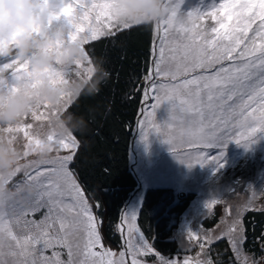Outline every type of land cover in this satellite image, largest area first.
Instances as JSON below:
<instances>
[{
  "label": "snow or ice",
  "instance_id": "obj_1",
  "mask_svg": "<svg viewBox=\"0 0 264 264\" xmlns=\"http://www.w3.org/2000/svg\"><path fill=\"white\" fill-rule=\"evenodd\" d=\"M61 2L63 7L58 13L50 14L49 24L60 16L67 18L71 27L68 42L79 41L83 52L82 58L73 63L76 66L88 59V53L82 47L84 44L99 39L100 35H113L112 27H116L117 31L133 27L117 23L115 10L120 0H103L101 3L93 0L90 4L84 0H74L75 8L73 2ZM183 2L172 0L168 18L156 23L153 29L158 46L153 45L154 59L150 75L144 77L148 83L143 89V98L145 101L152 99L155 103L150 105L152 111L144 110L146 116L141 127L154 129L162 135L177 159L189 167L195 163L210 162L223 167V152L213 156L207 149L220 148L230 141L239 144L244 140L247 143L253 141L257 133L264 132V0H224L207 14L196 11L187 14L189 20L201 19L204 15L215 19L220 28H212L214 38L197 31L194 20L191 27H185V19L178 15ZM43 4L46 7L48 0H43ZM92 12L96 13L95 25L90 20ZM221 12L224 19L234 20V25L226 24L220 16ZM105 17L107 20L101 26L100 22ZM256 20H259V24L253 36L248 37L247 33ZM79 33L85 35L78 39ZM64 43L57 41L52 50L59 52ZM88 62L92 63L90 59ZM30 65V61L21 62L18 58L0 62V73L13 69L9 81L0 79V88L16 91L18 81H36L40 76L47 77L56 85L68 83L63 72L51 68L31 67L28 70ZM22 69L23 74H18ZM95 70L89 67L88 76L83 77L82 81L86 83L90 80ZM105 76L107 73L102 72L101 78ZM32 86H35V82ZM96 91L95 85L88 90L89 93ZM79 95L80 91L64 93L63 110L67 109L73 96ZM165 101L172 102L171 120L161 126L155 123V113ZM41 106L48 109L47 116L58 117L60 110L43 103L38 104L32 112L34 120L41 118L42 114L38 111ZM78 123L85 126L83 120ZM20 125L3 131H23L27 140L22 151L23 158L46 143L58 144L59 147L55 156L21 164L8 176L0 175V184H9L13 177L23 172L27 182L17 183L14 187L21 189L24 185L34 184L39 188L35 200L24 206L12 204L10 209L9 205L14 200L9 202L0 197V201L6 204V208L0 210V264H127L124 252L119 253L117 259V254L103 244L100 232L102 221L93 213V206L77 182L74 170L69 167L73 163L74 150L79 147L75 136L70 131L58 135L53 129L44 138H34L37 135L27 130L32 128L31 124L23 128ZM147 135L145 132V139ZM61 149L73 151L61 156ZM66 197H70L72 202H66ZM217 202H209L208 208ZM95 206L101 207L99 203ZM42 208L47 211L40 220L28 219L29 215L34 216ZM137 215L133 213L122 217L118 230L123 234V225L128 224L129 237L134 231L139 233V229L131 223ZM223 235L227 236L238 264H257L243 250L245 236L238 218L232 220ZM188 236L192 239L194 233L189 232ZM139 240V245L131 240L127 242L133 256L131 264H141L136 259L137 255L153 252L160 257L159 264H177L175 260L161 256L143 233H139ZM57 246L67 249V261L61 260V254L57 251H53L51 257L44 254L47 249ZM97 248L101 251H96ZM183 264H189L188 260L185 259ZM206 264H212V261L207 260Z\"/></svg>",
  "mask_w": 264,
  "mask_h": 264
},
{
  "label": "rangeland",
  "instance_id": "obj_2",
  "mask_svg": "<svg viewBox=\"0 0 264 264\" xmlns=\"http://www.w3.org/2000/svg\"><path fill=\"white\" fill-rule=\"evenodd\" d=\"M66 2H73L75 8L74 0H66ZM84 2L86 4H90L93 0H84ZM95 2L101 3L103 0H95ZM223 2L224 0H184L180 7V11H186L187 13L193 11L203 13L213 10ZM180 11L178 15L185 19V27H191L194 20L197 31H202L210 37H215V34L212 33V28H220V25L216 20L213 21V18L208 20V15H206V17H204V20L206 19L204 21L205 24H203L201 19L193 18V20H189L187 18V14L181 13ZM95 16L96 13L92 12L90 20L93 25L96 24ZM220 16L224 19L223 12H221ZM106 20V17L102 18L100 22L101 26L104 22H106ZM211 20L213 22H211ZM224 22L229 26H232L235 21H228L227 19H224ZM85 29L87 31V25H85ZM110 30L113 33L117 31L116 27H112ZM83 35H85V33H79L78 39ZM101 36L104 35H100V37ZM90 42L91 41L82 46L84 51L88 53V59H85L80 66L72 64L67 68H63L59 65H53L49 68L57 72L65 73L64 79L67 80V84H70L72 81H82L83 77L88 76L87 69L89 67L96 69L93 62L91 64L88 62L89 59L92 61L88 49ZM155 43L158 46V38L156 35ZM257 43H259V41H257ZM5 61L7 60L0 59V62ZM225 64H227V62H225ZM28 70H31V65ZM12 71L13 69H9L0 73V76H2L5 81H9ZM96 73L97 69L92 73L91 79L84 84L86 85L90 81L95 82L99 77H101L100 74L96 75ZM18 74H23V69L21 70V73ZM147 83L148 81H144L143 89ZM149 95L151 96L152 93H149ZM75 97L76 96L72 97L71 103ZM71 103L63 113L59 112L57 115L62 117L63 115L70 114L69 107ZM154 103L155 101L152 99L145 101L142 96V104L138 117L139 124L135 125V131L131 140L130 154L131 168L133 169V172L136 173L139 184L129 199L126 208L122 211V217L126 215L131 216L133 213L138 214V206L141 202L143 191H147L149 186L170 185L175 189V191L192 193L194 197L190 198L189 206L183 214L174 220L175 225L171 238L178 240L177 247L175 246L174 250L172 249L164 252L154 246L155 250L158 251L161 256L175 260L177 264H183L185 259L188 260L189 264H206L207 260H211L212 264H218L212 254H214V257H217V261L222 258L223 254L226 257L228 264H238L235 254L232 251L231 244L229 243V248L227 247L229 241L227 236L223 235V231L227 229L233 219L238 218L242 224L243 215L247 210L264 208V132L257 133V135L253 138V141L247 143H244V140H242L239 144L235 141H230L225 146L220 148L207 149L206 151L213 156L223 152V167H218L214 162L205 164L195 163L189 167L187 163L181 162L177 159L171 151V146L164 142V137L162 135L158 134L154 129L141 127V122L144 121L146 116V112H144V110L147 109V111H152L150 105ZM171 109L172 102H163L161 106L156 109L155 123L163 126L170 122ZM38 111L42 114L39 120H34L32 115H30L25 118V122L21 124L20 127L23 128L24 125L31 124L32 128L27 129L30 134H34L35 130L40 126H44L48 132H51L53 129L48 128V124L55 116H47L48 109L44 106H41ZM15 127L16 126L13 128L15 129ZM70 132L73 136H75L71 130ZM145 132L148 133L146 139ZM0 135H3L8 139L15 137L14 140L17 142L18 148L21 151L24 150L27 140L24 137L23 131H13L12 133H7L0 130ZM237 135H239V133ZM34 138L42 137L34 136ZM76 140L79 143L77 138ZM77 149L78 148L74 151L76 152ZM72 151V149H61L59 155H68L71 154ZM56 154L57 153H54L52 156H55ZM39 159L40 158L34 152H31L29 156L22 160L21 164L23 165ZM29 171L32 172V169H29ZM26 182L27 178L23 175V172H21L12 178L9 182V187L15 188V184H25ZM38 192L39 188H37V191L32 194L27 192L22 193L21 197L10 203L9 208L11 209L12 204L24 206L25 204L34 201ZM85 197H87V195H85ZM213 200H217L218 202L211 208H208L207 205ZM66 202L71 203V198L66 197ZM89 203L93 206V213L101 220L93 203L90 200ZM217 205H219L217 214L218 222L214 225L208 226L204 220L205 218L212 217L216 213L214 212V209L216 210ZM46 211V208H42L34 216L29 215L28 219L40 220L43 213ZM122 217L120 220L121 223ZM131 223L134 228L139 229V233H142L138 226L137 218ZM101 225L100 232L102 242L105 247L115 252L117 254L115 258L117 259L119 258V253L124 252L127 264H131L133 256L127 242L131 240L133 244L139 245L141 243L139 240V233L134 231L132 236L129 237L127 232L129 225L124 224L122 244L120 247H116L102 236ZM17 231H19V229H17ZM189 232L194 233V237L192 239H189ZM144 238L149 241V239L145 236ZM221 239H223V244H226V246L223 244L220 247L215 245ZM149 243L152 244L151 241H149ZM201 245H203V247H201ZM53 251H57L61 254V260H68L67 249L60 246H57L55 249H47L44 254L51 257ZM96 251H101V249L97 248ZM218 251H220L221 254H219ZM246 253L252 259H258L251 253ZM136 259L140 261L141 264H159L160 261V257L156 256L154 252L149 253L148 255H137ZM219 263L223 264L221 261H219Z\"/></svg>",
  "mask_w": 264,
  "mask_h": 264
},
{
  "label": "trees",
  "instance_id": "obj_3",
  "mask_svg": "<svg viewBox=\"0 0 264 264\" xmlns=\"http://www.w3.org/2000/svg\"><path fill=\"white\" fill-rule=\"evenodd\" d=\"M204 17L206 15L201 18L203 24ZM211 18L208 16V20ZM258 24L259 20L252 24L248 37L253 36ZM154 28L155 24L133 26L91 41L88 49L96 75L103 72L107 76L95 81L98 87L94 93L87 91V86L94 81L87 83L69 107L70 114L85 124L82 129L71 130L79 147L70 168L87 198L94 206L101 205L95 208L102 220V236L116 247L122 244V233L118 230L122 211L139 184L131 168V140L135 125L139 124L144 77L150 75L154 59ZM147 189L138 206V226L153 246L164 252L174 250L178 244L177 239L171 238L174 220L185 212L194 195L175 191L170 185ZM218 208L219 205L212 217L205 218L208 226L218 222ZM242 225L244 251L256 258L264 257V208L247 210ZM223 243L221 239L215 245L220 247ZM212 255L218 264L219 261L228 264L223 254L218 261Z\"/></svg>",
  "mask_w": 264,
  "mask_h": 264
},
{
  "label": "clouds",
  "instance_id": "obj_4",
  "mask_svg": "<svg viewBox=\"0 0 264 264\" xmlns=\"http://www.w3.org/2000/svg\"><path fill=\"white\" fill-rule=\"evenodd\" d=\"M63 7L61 0H48L45 7L43 0H0V59L18 58L21 62L30 61L31 67L45 69L53 65L67 68L77 59L82 58L81 44L68 42L71 31L67 18L60 16L49 24L51 13H58ZM43 9V10H42ZM172 9V0H120L115 10L117 23L132 26L151 25L167 19ZM39 28L40 31H36ZM57 41H64L59 52L55 48ZM0 79H4L0 76ZM35 82V86L32 84ZM98 87L97 82L87 86V91ZM16 91L0 88V130L18 126L25 122L38 104L47 103L53 109L63 113L65 103L63 94L75 93L85 88L83 81H72L64 86L53 84L47 77L40 76L36 81L25 79L17 82ZM80 120L72 114L53 117L48 128L55 129L58 135L66 131L82 129ZM48 130L38 127L34 134L46 137ZM58 144H45L34 152L39 158L51 157L56 153ZM22 151L15 140L0 135V175L8 176L23 160ZM37 186L24 185L21 189L11 188L9 184H0V197L13 201L22 193H35ZM6 204L0 201V210ZM264 264V257L257 260Z\"/></svg>",
  "mask_w": 264,
  "mask_h": 264
}]
</instances>
